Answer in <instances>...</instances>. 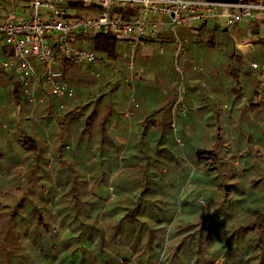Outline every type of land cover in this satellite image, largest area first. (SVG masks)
<instances>
[{
    "label": "trees",
    "instance_id": "16d2710c",
    "mask_svg": "<svg viewBox=\"0 0 264 264\" xmlns=\"http://www.w3.org/2000/svg\"><path fill=\"white\" fill-rule=\"evenodd\" d=\"M187 32L195 33L190 29L181 33ZM213 37L212 34L207 40L209 49L215 46ZM77 39L94 51L99 61H115L119 57L122 38L118 35L99 33ZM261 44L264 55V39ZM208 48H203L206 50L203 56L188 47L183 71L187 73L186 68L191 71L192 64L202 59H212ZM12 56L10 47H0L1 72L2 61ZM227 59L226 63L220 61V65L225 66L227 77L234 82L233 90L230 89L234 100H239L244 94L243 57L233 46ZM70 66L73 65L65 64L63 73ZM9 76L13 90L10 100L2 102L5 120L11 109L27 104L16 74ZM175 76L177 84L179 75ZM259 77L264 78V71ZM193 90L197 93V104L190 107L189 113L192 107L196 111L206 97L210 98L200 82L193 85ZM58 98L50 92L45 106ZM21 113L22 108L17 117L23 120ZM164 123L171 133L170 121ZM25 136L22 137L24 163L13 169L15 175L4 172L0 175V264H264V190L261 189L264 179L250 178L233 169L234 153L228 144L224 145L218 130L209 144L201 140L192 144L184 132L179 139L181 144L176 143L183 146L191 163L188 170L176 167V175L158 173L160 166L147 156L145 189L142 187L139 196L136 180L119 190L117 185L109 183L115 175H105L107 170L104 175H91L89 179L86 175H41L45 170L41 167L51 158L47 157V151H42L38 140L39 150H35L36 139L26 140ZM61 142L56 159L66 161L69 146L65 140ZM135 167L129 171L136 174ZM68 168L73 171V167L68 165ZM89 182L105 192L90 195ZM186 182L192 200L185 201L183 209L174 216L169 231L171 238L165 240L167 222L175 213L168 205L171 194L166 191L173 187L177 196ZM108 187L112 190L111 198ZM253 189L263 194L259 198V210L253 212L255 216L248 209ZM55 227L60 229L54 231Z\"/></svg>",
    "mask_w": 264,
    "mask_h": 264
},
{
    "label": "crops",
    "instance_id": "0c3cea01",
    "mask_svg": "<svg viewBox=\"0 0 264 264\" xmlns=\"http://www.w3.org/2000/svg\"><path fill=\"white\" fill-rule=\"evenodd\" d=\"M192 31L195 34L199 32L196 27ZM167 40L170 42L168 35L159 41L164 44ZM153 41H140L138 50ZM121 42L129 47L125 40L122 39ZM137 47L133 53L132 68H129V62L125 63L126 60L107 59L84 66H70L64 72V80L74 89L73 97L58 98L48 106L43 102L34 109L28 102L24 107L11 109L6 116L7 127L5 128V124L1 127L0 124V175L3 172L4 175H15L13 169L24 163V135L26 140L36 139L33 149L39 150L37 145L40 144L42 151H47V157L51 158L41 167L45 169L41 175H86L89 179L91 175H104V170H107L105 175H115V179L117 175L133 173L129 171L130 167L137 164V172L133 174L140 175L141 180H144L147 156L148 160L160 166L158 173L176 175V167L188 170L191 159L185 156L183 146L176 143L174 135L164 123L168 121L170 103L174 96L176 76L169 70L173 47L170 57L146 60L143 57L150 55L139 56ZM212 57V66L217 65L216 58ZM186 70L188 85L193 89L198 80H205L210 96L202 101L196 111L192 107V116L186 124L189 125L187 138L192 144H198V140L209 144L210 135L207 133L212 132L214 135L218 130L224 145L229 143V137L232 138L239 155L248 160L250 178L264 179V78L250 73L249 76H243L244 94L241 95L240 100L243 101L240 102L234 100L233 86L227 84L218 68L204 69V73H195L192 68L191 71L187 68ZM12 73L19 79L15 71H4L0 73V84H12L9 79ZM193 74L200 76L191 77ZM208 74L210 75L207 76ZM48 90L45 87L41 91L44 101L49 96ZM195 94L194 104H197V93L194 96ZM7 97L10 99V94ZM131 98H134L133 102ZM62 105L65 107L62 108ZM219 106L222 107L223 124L218 129L211 128L209 123L214 119ZM127 107H131L132 116L126 115ZM21 108L23 120L17 117ZM4 113L3 104L0 102V116ZM7 132L10 135L6 137L4 133ZM62 140L69 146L66 161L56 159V149L60 147ZM150 149L153 151L150 152ZM68 165L73 167V171L69 170ZM162 188H166L165 185ZM118 189L122 190L121 186ZM141 189L142 186L138 185V196L141 195ZM261 189L264 190L262 187ZM87 191L90 195L97 196L103 194L104 188L97 189L89 182ZM122 193H119L120 196ZM263 194L259 193V189L250 191L248 209L253 216V212L258 211L261 206L259 198ZM141 203L142 206L145 205L144 202Z\"/></svg>",
    "mask_w": 264,
    "mask_h": 264
},
{
    "label": "built area",
    "instance_id": "2783aa9c",
    "mask_svg": "<svg viewBox=\"0 0 264 264\" xmlns=\"http://www.w3.org/2000/svg\"><path fill=\"white\" fill-rule=\"evenodd\" d=\"M255 20H264V0H0V47L13 51L12 57L2 61V69L18 74L25 98L34 109L44 102L41 91L45 87L56 97H73L74 89L64 80L65 64L84 66L97 61V54L80 43L78 36H120L131 49L132 67L133 51L140 41L169 33L174 43L172 63L180 78L177 103H182L185 115L188 106L184 101L193 102L180 65L187 59L188 38L180 37L177 29L215 22L229 31L241 22ZM251 45L249 40L237 38L235 42L239 51L251 50ZM246 62L252 69L259 67ZM192 69L204 73L198 65ZM198 82L205 85L204 80ZM126 115L132 116L129 107ZM171 127L175 131V122Z\"/></svg>",
    "mask_w": 264,
    "mask_h": 264
},
{
    "label": "rangeland",
    "instance_id": "374dc122",
    "mask_svg": "<svg viewBox=\"0 0 264 264\" xmlns=\"http://www.w3.org/2000/svg\"><path fill=\"white\" fill-rule=\"evenodd\" d=\"M199 25H200L199 23H194L192 25V27H196V28H198V31H200L199 29L203 25L202 26H199ZM217 25H219V24H217L215 22H208L205 25V27L202 29L201 32H198L196 34L194 33L193 35H191L190 32H187L184 34L181 33L185 29H190L192 31V27L178 28L177 29V34L180 37L188 38V45L187 46H189V48H191L193 50H198V52L194 51V53H196V54L201 53L203 56H206V50H203V48L204 47L208 48L207 40L211 37L212 34L214 35L213 40L215 42V46L213 48H210V49L208 48V49L211 51V52H209L210 56H214L219 64L212 66L211 58L202 59L200 63L197 62V63H193V64L202 67L203 70L204 69L208 70L210 68H213V69L218 68L220 71H222L220 75L223 76L224 78H226V80L228 82L227 84L229 86L234 85V82L229 77H227L226 71L224 69L225 66L224 65L221 66L220 61L223 63L228 62L229 58L227 59V57L231 53V51L233 50V46H235V42H236L237 38L242 40V41H248L249 40L252 42V45L250 46L251 50H248L249 49L248 47H244L240 51L237 50L243 57V63L241 66V69L244 71V74L242 73L243 84H244V77L243 76H249V73L252 75L258 76L262 72L263 64H264V55L262 52V44H261V41L264 39V20L244 21V22H241V23L231 27L229 31L226 30L225 28H223L222 26H217ZM166 35L171 37L172 41L169 42L167 40L168 42L163 44V42H161L159 40L162 39V37H164ZM144 40H154L153 42H150L146 45L141 46V48H139V50H138V47L136 49L138 51L137 52L138 55L141 57L144 55H147V54L150 55L148 57H143L145 60L147 58L148 59H156V58H161V57L162 58L170 57L171 48L174 47L172 34L165 33L161 37H159L158 39H144ZM122 43L123 42H121V44H120L122 46V48L119 49V51H118L119 57L115 61L126 60L125 63H128L130 61L128 54L131 53V49H130V47H128V48H127V46L125 47V45ZM241 51H243V52H241ZM145 52H147V53H145ZM133 53H134V51H133ZM196 58H198L197 55H196ZM212 59H213V57H212ZM191 60H192V58H191ZM132 61H134L133 58H132ZM185 61L180 63L182 71H183L182 66L185 63ZM193 61H194V59H193ZM246 61L256 62L258 64L259 68L252 69L247 64ZM193 64H192V66H193ZM129 68H132V67H129ZM167 68H168V65L166 66V70H167ZM169 70H172L175 74H178L174 70L172 60H171L170 66H169ZM3 72L4 71H2V73ZM194 72H196V71H194ZM210 72L212 74V71H210ZM0 73H1V71H0ZM209 75L210 74H208L207 76H209ZM179 80H180V78H179ZM188 82L189 81L187 79L185 81V85H186L187 91L191 92V94H192L193 102L184 101L185 104L188 106L187 113L185 115L182 114V103H177V85L179 83V81H178V83L175 84V87L173 89L174 96H173L172 101L170 103L169 110L170 109L171 110L168 114V119H167L170 121V127H171V123L175 122L176 129L174 131L171 127V132L174 135L177 143H178L177 139L182 138L183 132H186L188 129L186 127L187 126L186 124L189 122V118H190V116H192V111H193V109H192L189 113V109L192 105H194V102H195L194 90L188 85ZM12 90H13L12 84H10V83L7 84V83L2 82V84H0V95H1L0 102H3L4 98H5L4 102H6V100L9 101L10 99L7 96L9 94H11ZM133 100H134V98H133ZM133 100H131V102H133ZM241 101H243V100L241 99L240 102ZM225 107H228V106L225 105ZM129 108L131 109V107H129ZM216 110H217L216 115H215L214 119H212L210 121L209 126L211 128L218 129L219 126H221L223 124L222 107L219 106V107H217ZM3 117H4V115L2 114V116H0V124H1V127L3 126V124H5L4 126L6 128L7 127L6 124H8V123L6 122L5 119H3ZM184 125H185V128H184ZM4 134H6L5 135L6 137L10 135L9 132L4 133ZM207 134L210 135L209 136L210 140H208V142H210L213 133L208 132ZM201 135H203V134L201 133ZM222 140H223V138H222ZM227 142H229L227 144L229 145L230 150L234 153L233 154L234 155L233 169H235L237 171V173H242V175H249V171H247V165H248L247 161L248 160L245 159V157L243 155H239L237 149L234 148V140L232 138L229 137ZM179 143H180V141H179ZM243 179H246V177L244 176ZM134 180H136V184L140 185V187L141 186L144 187V189H145L144 182H143V180H141L140 175H117L115 179L113 176L110 179L109 183L112 185L114 184L117 186H122V185H129ZM160 184H162V181ZM107 190L110 193V198H111L112 197V195H111L112 190L109 187ZM104 192H105V189H104ZM166 192L171 194L169 197V204L168 205H170V208L175 213L167 222V227H166L167 229L165 232V240H167L169 237L171 238V234L169 231H170L171 225L173 223L174 216L178 214L180 209H183V205H184L185 201L192 200V198L190 197V194H189L187 182L184 184V186L179 191V194L177 196L175 195V188H173V187L171 188V191L169 189ZM171 199H172V201H171ZM54 229H55V231H58V229H60V227H55ZM53 234H55V233H53Z\"/></svg>",
    "mask_w": 264,
    "mask_h": 264
}]
</instances>
